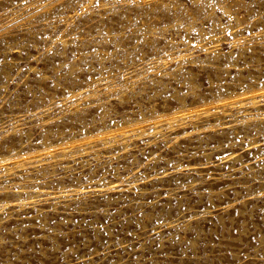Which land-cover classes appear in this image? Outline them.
<instances>
[{
	"label": "rangeland",
	"instance_id": "1",
	"mask_svg": "<svg viewBox=\"0 0 264 264\" xmlns=\"http://www.w3.org/2000/svg\"><path fill=\"white\" fill-rule=\"evenodd\" d=\"M0 264H264V0H0Z\"/></svg>",
	"mask_w": 264,
	"mask_h": 264
}]
</instances>
